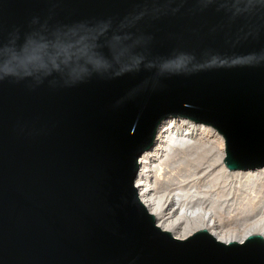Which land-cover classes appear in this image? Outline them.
Listing matches in <instances>:
<instances>
[{
  "label": "water",
  "instance_id": "1",
  "mask_svg": "<svg viewBox=\"0 0 264 264\" xmlns=\"http://www.w3.org/2000/svg\"><path fill=\"white\" fill-rule=\"evenodd\" d=\"M169 116L264 165V0H0V264H264L155 226L133 177Z\"/></svg>",
  "mask_w": 264,
  "mask_h": 264
},
{
  "label": "bare ground",
  "instance_id": "2",
  "mask_svg": "<svg viewBox=\"0 0 264 264\" xmlns=\"http://www.w3.org/2000/svg\"><path fill=\"white\" fill-rule=\"evenodd\" d=\"M175 145L180 148L178 158ZM188 156L195 161L191 169L178 167ZM225 156V138L213 126L181 116L163 119L150 146L140 153L133 177L137 196L154 215L155 226L181 240L205 228L225 244L243 243L255 234L264 243V193H247L262 182L264 165L231 170ZM255 209L258 217L242 218Z\"/></svg>",
  "mask_w": 264,
  "mask_h": 264
},
{
  "label": "rangeland",
  "instance_id": "3",
  "mask_svg": "<svg viewBox=\"0 0 264 264\" xmlns=\"http://www.w3.org/2000/svg\"><path fill=\"white\" fill-rule=\"evenodd\" d=\"M192 141H194V140H192ZM173 148H174L173 153H174L175 157L176 158L180 157V155H179V150H180L179 146L175 145ZM192 164H195L194 158H192L191 156H188L187 158L185 157V162L184 163H180V166H178V167H180L181 169H191V167H192L191 165ZM258 169H260V168H258ZM174 173L175 172L173 171L172 174H174ZM239 176H240V174L236 175V177H239ZM250 191H251L252 194L253 193L254 194L257 193L259 196L264 193V176L262 177V182H260V181L256 182L254 184V186H253V189H248L247 193H250ZM221 215L224 216L223 214H221ZM256 217H258V213H257V210L255 209L254 212H252L250 214H247V215L243 216L242 218H249V220H251V219L256 218Z\"/></svg>",
  "mask_w": 264,
  "mask_h": 264
}]
</instances>
